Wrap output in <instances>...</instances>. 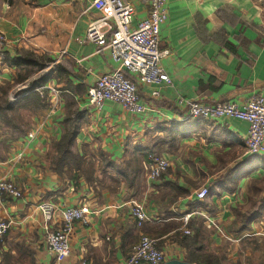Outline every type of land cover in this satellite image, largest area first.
I'll list each match as a JSON object with an SVG mask.
<instances>
[{
    "label": "crops",
    "instance_id": "0c3cea01",
    "mask_svg": "<svg viewBox=\"0 0 264 264\" xmlns=\"http://www.w3.org/2000/svg\"><path fill=\"white\" fill-rule=\"evenodd\" d=\"M90 1L0 0L7 51L28 49L59 66L58 75L42 86L46 105L30 116L27 131L14 139L0 133V180L12 181L22 192L20 198L0 194V219L10 223L0 242V264H54L45 242L49 230L37 210L43 200L87 211L86 222L74 223L70 254L61 264H124L141 234L156 240L164 262H188L182 243L185 215L191 231L186 236H196V252L211 254L219 264H264V210L261 215L251 208L248 188L252 179L264 178V152L247 151V122L189 117L177 104L180 97L238 104L264 97L263 2L169 0L159 48L169 51L161 66L171 84L161 87L158 97L151 96L152 86L138 84V99L146 110L135 113L111 101L100 110L87 103V88L116 65L106 49L82 41L96 16L88 8ZM129 1L135 19L143 18V0ZM225 34L235 53L216 40ZM15 76L16 69L0 60V86ZM69 108L84 118L77 150L86 146L87 160H99L98 152L111 160L128 176L105 168L106 176L120 180L118 186L102 181L101 173L90 184L82 176L72 180L54 171L52 143L63 132ZM147 156L169 161L159 179L147 178ZM135 166L141 169L133 178ZM202 186L208 194L198 200L195 193ZM134 203L150 217L141 227L131 214ZM21 247L30 253L31 263L24 257L23 263L4 258L17 256Z\"/></svg>",
    "mask_w": 264,
    "mask_h": 264
},
{
    "label": "built area",
    "instance_id": "2783aa9c",
    "mask_svg": "<svg viewBox=\"0 0 264 264\" xmlns=\"http://www.w3.org/2000/svg\"><path fill=\"white\" fill-rule=\"evenodd\" d=\"M146 15L135 19V6L129 0H91L89 9L96 12L85 30L82 41L95 43L99 50L106 49L115 68L101 74L94 84L87 88L86 99L90 107L100 110L107 101L120 104L124 109L142 113L146 106L139 102L138 84L152 86L151 96L158 97L160 88L171 84L168 73L161 66L162 58L169 54L159 48L161 25L168 16L169 0H143ZM9 41L0 32V60L3 61ZM26 87V86H23ZM42 95V88L36 89ZM54 90V89H53ZM52 90V91H53ZM17 98V96H13ZM177 104L187 109V116L205 120L236 118L247 122V151L252 154L264 152V97L256 95L243 104L237 102H204L198 99L178 98ZM54 106L50 107L53 111ZM33 137V132L28 134ZM147 178L159 179L167 170L169 161L162 156H149ZM0 194L20 198L21 190L10 180H0ZM208 194L205 186L199 188L195 196L203 200ZM48 232L45 237L48 252L54 264H61L70 254V236L74 223L86 222V209L81 206H58L53 201L43 200L37 205ZM132 217L141 227L149 220L144 207L134 203ZM189 215L183 216V233L191 234L187 228ZM9 222L0 219V242L8 231ZM216 228L217 225L212 222ZM164 252L156 245V240L141 234L124 264H163Z\"/></svg>",
    "mask_w": 264,
    "mask_h": 264
},
{
    "label": "trees",
    "instance_id": "16d2710c",
    "mask_svg": "<svg viewBox=\"0 0 264 264\" xmlns=\"http://www.w3.org/2000/svg\"><path fill=\"white\" fill-rule=\"evenodd\" d=\"M262 7L264 6L262 5ZM218 13L221 14V10H218ZM221 38L223 39L216 35V40L223 47L235 53L236 46L227 39V35L225 34ZM3 61L9 67L16 69V76L12 83L8 82L0 86V130L5 129L10 138L14 139L24 134L29 127V121L25 118L24 112L33 115L45 107L46 101L36 89L42 88L49 78L56 77L59 66L55 64L50 66L53 60L47 55L37 54L24 48H17L12 54L6 52ZM24 82H27L26 88L20 89L17 92V98L14 101H10L7 97L10 88L15 84ZM83 121L82 112L75 111L71 113L69 108L63 119V132L59 139L52 143L53 155L50 161L54 171L60 177L74 180L77 176H82L86 182L92 184L96 180L99 171L101 176H105L104 169L107 167L114 169L115 166L101 152H98L99 160H87L88 150L86 146H82L81 152L77 150L76 136ZM140 169V166H135L133 178L137 176ZM114 170L119 177L123 176L127 179L128 176L122 174L119 169L115 167ZM101 180L104 182L110 180L116 186L120 184V180L115 179L113 176L103 177ZM262 183H264V178L261 180L252 179L248 186L251 193L249 196L251 208L257 210L261 215L264 210V195L260 196L264 190ZM109 190L115 192L117 189L109 187ZM242 217L247 218V214H243ZM243 227H247V225H243ZM182 243L186 249L188 262L193 264H219L218 260L211 254L196 252L197 238L195 235H185ZM22 257L25 258V261L32 262L30 253L23 247H21L20 253L17 252V256L6 255L4 258L9 261L13 258L15 262L23 263Z\"/></svg>",
    "mask_w": 264,
    "mask_h": 264
},
{
    "label": "rangeland",
    "instance_id": "374dc122",
    "mask_svg": "<svg viewBox=\"0 0 264 264\" xmlns=\"http://www.w3.org/2000/svg\"><path fill=\"white\" fill-rule=\"evenodd\" d=\"M261 2H263V4H264V0H261ZM27 85V83H18V84H15L14 86H12L11 88H10V90H9V92H8V95H7V97H8V99L10 100V101H14L15 99L13 98V96L15 97V96H17V92L20 90V89H23V88H21V87H23V86H26ZM24 115H25V118L30 122V116H31V114H29V113H26V112H24ZM0 133H6L5 132V129H2V130H0ZM7 134V133H6ZM98 173H100V171L98 172ZM100 177H101V179L103 178V177H108V176H101L100 175ZM96 182V180L94 181V183Z\"/></svg>",
    "mask_w": 264,
    "mask_h": 264
},
{
    "label": "water",
    "instance_id": "95a60500",
    "mask_svg": "<svg viewBox=\"0 0 264 264\" xmlns=\"http://www.w3.org/2000/svg\"><path fill=\"white\" fill-rule=\"evenodd\" d=\"M163 264H193L190 262H183V261H178V260H169L164 262Z\"/></svg>",
    "mask_w": 264,
    "mask_h": 264
}]
</instances>
